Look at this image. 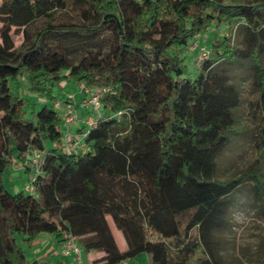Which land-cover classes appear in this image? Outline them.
<instances>
[{"label":"trees","instance_id":"obj_1","mask_svg":"<svg viewBox=\"0 0 264 264\" xmlns=\"http://www.w3.org/2000/svg\"><path fill=\"white\" fill-rule=\"evenodd\" d=\"M210 25L233 30L208 40ZM236 63L259 88L245 130L239 81L218 69ZM22 74L45 97L29 117L10 85ZM69 79L108 87L75 151L53 106ZM243 133L251 158L223 177L219 157ZM14 161L32 189L11 193L0 179V264H36L17 236L30 244L40 233L100 252L91 264L141 253L147 264H240L228 248L239 189L264 218V0H0V175Z\"/></svg>","mask_w":264,"mask_h":264},{"label":"rangeland","instance_id":"obj_2","mask_svg":"<svg viewBox=\"0 0 264 264\" xmlns=\"http://www.w3.org/2000/svg\"><path fill=\"white\" fill-rule=\"evenodd\" d=\"M44 20H37L34 28L43 26ZM233 29L231 27L223 28L219 26L210 25L205 33V37L209 40L211 38H222L229 34ZM11 36L15 46H19L22 41V36L14 31L12 28ZM197 41V39H196ZM192 42L187 48L189 51H194L197 42ZM186 63L189 65L191 61L186 58ZM218 69L228 78H237L240 86V104L238 109V129L240 127H251L259 113L258 105V86L253 82V71L248 65L242 66L240 63L234 65L222 64ZM12 89H17L21 96L27 99L25 110L26 115H30L31 109H37L39 105L45 101V97L38 96L34 92L29 91L26 75L22 74L17 81L10 83ZM107 86L100 84H87L86 81H73L71 79L60 83L53 88L52 94L64 103H69L78 113L79 120L86 114L94 115L93 111L88 108L80 106L90 93L99 90H107ZM83 96V97H82ZM69 99V102H65ZM47 101V100H46ZM106 109V108H105ZM58 111H61L58 109ZM103 110L100 109V112ZM86 112V114H85ZM61 132L65 133V125L61 124ZM245 132V131H244ZM251 158V149L248 139V134L243 133L236 136L234 143L228 146L219 157V166L223 177L229 175L233 168L242 166ZM0 179L4 187L11 193L17 191L29 192L30 181L29 174L25 172L24 166L18 161H14L6 170H4ZM243 192L245 188L239 189L235 197L239 199L237 206L232 210L230 222L231 232L229 234L228 248L229 252L239 257L240 264H264V218L257 214L256 209L246 202L247 197ZM110 226L114 233H116L117 240L120 245L124 243V239L118 231L111 219L108 217ZM118 234V235H117ZM18 244L23 248L26 257L29 260H37L36 264H62L66 259H61L58 255L60 246L57 245L52 235L47 233H40L38 237L30 244L21 240V236H17ZM80 244V242L78 241ZM125 244V243H124ZM81 245V244H80ZM80 247V246H79ZM73 260L68 261V264H79L76 258L68 256ZM84 258V252L83 257ZM148 257L145 253L130 259L127 264H147ZM230 262V260H229ZM229 264V263H228Z\"/></svg>","mask_w":264,"mask_h":264},{"label":"built area","instance_id":"obj_3","mask_svg":"<svg viewBox=\"0 0 264 264\" xmlns=\"http://www.w3.org/2000/svg\"><path fill=\"white\" fill-rule=\"evenodd\" d=\"M201 53L198 55V60L202 59L207 53V49L204 47L201 48ZM104 90H99L96 92L90 93L84 100L81 101L80 106L84 108L91 109L94 113V115H89L85 118L84 125L82 131L79 132H70L66 131L63 135V146L66 151H75L78 148H81L84 146L83 138L85 137L86 133L88 132V129L96 124L97 117L100 116V106H101V97ZM53 106L56 109H60L61 119L65 126L69 127L75 123H78L79 117L76 110L70 105L69 103H64L60 100H56L53 103ZM40 160V155L35 153L34 156H32V164L38 163ZM29 189L31 190L32 187L30 185ZM61 253L64 256L72 254L77 262L79 264L82 263L81 259V248L79 247L77 241L75 238L71 236H67L66 240L62 246ZM123 264H126L124 262Z\"/></svg>","mask_w":264,"mask_h":264},{"label":"crops","instance_id":"obj_4","mask_svg":"<svg viewBox=\"0 0 264 264\" xmlns=\"http://www.w3.org/2000/svg\"><path fill=\"white\" fill-rule=\"evenodd\" d=\"M83 97V96H82ZM85 114H86V112H85ZM90 115V113H88V114H86V116L85 115H83L84 117L83 118H81L79 121H78V123H75V124H73V125H71V126H69V127H67V126H65V132L66 131H70V132H79L80 130H81V127H82V125H84V121H85V118L87 117V116H89ZM112 232H113V230H112ZM121 233V232H120ZM113 235H114V237H115V239H116V242H117V244H118V247H119V249L120 250H125L126 249V243L124 244L123 242H122V245H120L119 244V242H118V240H117V237H116V233H114L113 232ZM118 235V234H117ZM122 235V234H121ZM38 237V236H37ZM53 237V236H52ZM54 238V237H53ZM85 238V237H84ZM83 237L82 238H79V239H84ZM55 240V239H54ZM56 242V241H55ZM78 242V241H77ZM57 245H59L60 246V249H61V247L63 246L62 244H57ZM78 245L80 246V248H81V257H83V252H84V258H82V263L83 264H91L92 263V260L94 259V258H96V257H98L99 255H101V253L100 252H95V251H89V252H85L83 249H82V246L78 243ZM60 257H61V259H66V261H64V262H62V264H68L69 262L68 261H71V260H73V258H68V256H72L73 257V255L72 254H70V255H67V256H64L62 253H61V250L59 251V254H58ZM36 260V259H35ZM36 262H37V260H36ZM74 264V263H73Z\"/></svg>","mask_w":264,"mask_h":264}]
</instances>
